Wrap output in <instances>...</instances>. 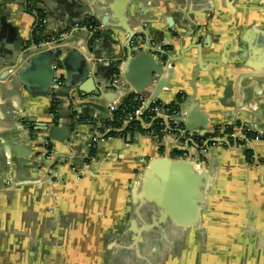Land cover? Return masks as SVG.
I'll use <instances>...</instances> for the list:
<instances>
[{
    "label": "crops",
    "instance_id": "crops-1",
    "mask_svg": "<svg viewBox=\"0 0 264 264\" xmlns=\"http://www.w3.org/2000/svg\"><path fill=\"white\" fill-rule=\"evenodd\" d=\"M33 1L45 41L62 45L49 46L60 49L58 88L30 94L6 72L40 42L28 0H0V264H264V0ZM149 50L164 74L138 68L141 94L187 104L192 138L143 121L110 134L107 108L137 93L116 90L115 77L126 84L128 59ZM245 122L261 137L210 143ZM45 127H59L56 140ZM172 155L205 175L189 173L162 206L142 177Z\"/></svg>",
    "mask_w": 264,
    "mask_h": 264
},
{
    "label": "water",
    "instance_id": "water-1",
    "mask_svg": "<svg viewBox=\"0 0 264 264\" xmlns=\"http://www.w3.org/2000/svg\"><path fill=\"white\" fill-rule=\"evenodd\" d=\"M36 23L34 25V29L37 26ZM34 34L37 36L36 40L34 41L40 43H35L32 47H25L22 51H20L14 63L6 67V72L10 71V73H13V75L17 77L18 81L28 89V92L30 94H51V96L57 95L55 93V89H57L58 86L52 85V83L56 80V70L60 69L59 66L56 69V65H54L57 53L60 49H62V45H60L59 41L60 39L47 42L45 40H50L51 37L47 35L46 32L43 34L39 31H36ZM53 45H58V48L60 49L54 48L56 51L54 49H49V46ZM151 52L154 53L155 51L149 50V53L146 51H139L133 58L128 59V64L126 68L129 67V71L123 74L126 84L122 82L120 76L119 80L118 76H116L115 78L117 79L114 80L118 81L116 85L114 84L116 90H123L128 94H133L134 91H136L137 93H142L147 83L138 84L135 81V78H137L138 74L136 73L138 68L144 71L146 70L147 72L152 71V74L156 75L158 78L162 77V75L164 74V69L160 64L156 62ZM93 69L90 66H87L86 74L93 75L96 78L97 75L96 73H94ZM153 78L154 77H149L148 79H145V81L149 80L150 82L153 80ZM66 86L67 87H65L64 89L68 90L70 85L67 83ZM158 88L159 87H157V89ZM49 90L51 93L49 92ZM225 93L226 91L224 92V94ZM157 101V95L153 94L146 101V107L149 108L154 102ZM58 102L62 101L58 99ZM174 103H177L178 113L174 116L175 123H169L168 130L172 133V135L174 134L176 137H185L184 135H182V129H184L187 131L189 137L192 138V127L188 123L190 115L189 113L187 114L185 112V107H187L188 105L183 103L182 101H178V99ZM107 110L109 109L107 108ZM59 112L62 113V111ZM245 123L251 124V122ZM45 130L49 131L50 137H48L52 140L57 139L55 133L60 131L59 127H45ZM4 131L5 129L3 127H0V133ZM216 132L217 130L215 131V133ZM200 135L204 134L200 133ZM244 137L246 139H249L246 136ZM17 145V150H21L23 148L22 144L17 143L16 146ZM21 152L22 153L20 155L23 156H26L28 154L27 152L24 153L22 150ZM200 171H202L201 166L197 163L195 164L192 160L188 158H180L176 155H172L170 157L154 158L149 161L147 170L144 173V176L142 177L145 185H147L148 183L150 184L147 192V197L150 199H155L159 205L166 206L169 204V188L174 187L175 189L182 190V187L184 185H191L195 180V178L191 177L189 173L194 172L195 175L193 176L196 177H201L205 175L204 172L202 173ZM177 222L184 225L188 224L180 220H178Z\"/></svg>",
    "mask_w": 264,
    "mask_h": 264
},
{
    "label": "built area",
    "instance_id": "built-area-1",
    "mask_svg": "<svg viewBox=\"0 0 264 264\" xmlns=\"http://www.w3.org/2000/svg\"><path fill=\"white\" fill-rule=\"evenodd\" d=\"M57 68L58 66L56 65V69ZM117 82L118 81H114V84ZM146 101V96L141 93H135L129 100L121 102L120 105L116 104V102L112 103L109 107V110L114 114L112 121L115 120L119 124L143 121V123H149L151 126L154 121H157L161 134L165 133L167 135H172V133L168 130L169 123H175L174 116L177 115L178 109L172 107L171 105L159 102H154L149 108H147ZM119 109H121V113L116 114ZM228 128L229 127H223L218 129L210 143L215 146L217 143H223V138H227L229 136L234 137L237 134H241L244 137L249 133H253L254 136L250 137L251 140L261 137V133L255 132L252 129L251 124L242 123L236 126H230L231 131H228ZM182 135L187 137V131L182 129ZM104 140V138L100 139V141ZM93 141L97 143L98 138L94 137Z\"/></svg>",
    "mask_w": 264,
    "mask_h": 264
},
{
    "label": "trees",
    "instance_id": "trees-1",
    "mask_svg": "<svg viewBox=\"0 0 264 264\" xmlns=\"http://www.w3.org/2000/svg\"><path fill=\"white\" fill-rule=\"evenodd\" d=\"M26 10H27L28 12L34 13L35 16H36L37 26L35 27V32H36V31H39L40 33H43V34H44V33L46 32V23H45V21H44V19L46 18L45 13H44L42 10L35 8L34 1H33V0H28V2H27V6H26ZM85 24H86V25H88V24L92 25V24H94V22L91 21V20H89V21H87ZM130 98H131V97H130ZM130 98H129V99H130ZM180 100H181V99H180ZM178 101H179V99H178ZM170 105H171L172 107L178 109V107H177V103H172V104H170ZM54 106H55V105H54ZM119 113H121V109H119V110L116 112V114H119ZM111 125H112V127H114L115 129H113V130L110 132V134H111L112 136H116L117 134H120V133L117 131V129L120 128L121 125H120L119 123H117V121H115V120L111 123ZM152 127H153V129H154L156 132H159L160 127H159V124H158L157 121H154V122H153ZM130 128H131L132 130H135V129H137V130H141V125H140L139 121H135V122H132V123H131ZM228 131H231L230 127L228 128ZM253 136H254L253 133H249L246 137H247V138H250V137H253ZM198 140H199V139H198ZM248 154H249V157H250V156H251V155H250L251 153H250L249 151H248ZM249 159L252 160L251 158H249Z\"/></svg>",
    "mask_w": 264,
    "mask_h": 264
},
{
    "label": "rangeland",
    "instance_id": "rangeland-1",
    "mask_svg": "<svg viewBox=\"0 0 264 264\" xmlns=\"http://www.w3.org/2000/svg\"><path fill=\"white\" fill-rule=\"evenodd\" d=\"M165 238L167 239V241H172V239H169L168 237H167V235H165ZM156 242H158V243H155L156 245H160V246H164L163 244H166L167 242L165 241V240H161V241H156ZM160 243V244H159ZM164 259H165V257H164Z\"/></svg>",
    "mask_w": 264,
    "mask_h": 264
}]
</instances>
